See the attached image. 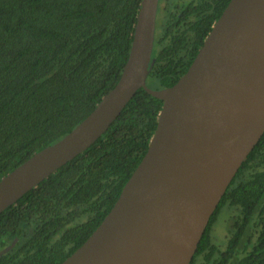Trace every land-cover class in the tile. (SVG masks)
Returning a JSON list of instances; mask_svg holds the SVG:
<instances>
[{"label": "trees", "instance_id": "1", "mask_svg": "<svg viewBox=\"0 0 264 264\" xmlns=\"http://www.w3.org/2000/svg\"><path fill=\"white\" fill-rule=\"evenodd\" d=\"M230 0H159L147 85H173ZM141 0H0V179L53 144L117 83ZM162 100L137 89L110 126L0 213V264H59L101 223L147 151ZM230 209L225 247L211 236ZM190 264H264V132Z\"/></svg>", "mask_w": 264, "mask_h": 264}, {"label": "water", "instance_id": "2", "mask_svg": "<svg viewBox=\"0 0 264 264\" xmlns=\"http://www.w3.org/2000/svg\"><path fill=\"white\" fill-rule=\"evenodd\" d=\"M158 2L141 0L115 86L66 135L0 179L1 213L95 142L137 89L162 100L147 151L117 200L59 264H190L227 186L264 132V0H230L186 72L153 89L147 80Z\"/></svg>", "mask_w": 264, "mask_h": 264}, {"label": "rangeland", "instance_id": "3", "mask_svg": "<svg viewBox=\"0 0 264 264\" xmlns=\"http://www.w3.org/2000/svg\"><path fill=\"white\" fill-rule=\"evenodd\" d=\"M229 223L230 219L228 218L227 210L221 209L211 226V236H216L213 240L217 244H225L227 238V233L225 232L226 228L228 230L227 226H229Z\"/></svg>", "mask_w": 264, "mask_h": 264}, {"label": "flooded vegetation", "instance_id": "4", "mask_svg": "<svg viewBox=\"0 0 264 264\" xmlns=\"http://www.w3.org/2000/svg\"><path fill=\"white\" fill-rule=\"evenodd\" d=\"M226 210H227V215H228V218L230 219V223H229V226H227L228 227V230H227V228H226V232L225 233H227V236H228V232H229V227H230V225H231V216L229 215L230 213V209H228V207L227 208H225ZM215 235H214V237L212 236V239H215ZM214 241V240H213ZM226 241H227V238H226ZM215 242V241H214ZM216 243V242H215ZM217 244V243H216ZM225 244H226V242H225ZM225 244H218V246H219V248L220 249H223L224 247H225ZM224 246V247H223ZM223 247V248H222Z\"/></svg>", "mask_w": 264, "mask_h": 264}]
</instances>
